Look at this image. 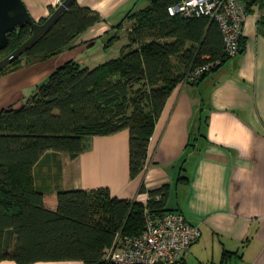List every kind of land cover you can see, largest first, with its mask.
Listing matches in <instances>:
<instances>
[{
    "label": "trees",
    "instance_id": "obj_1",
    "mask_svg": "<svg viewBox=\"0 0 264 264\" xmlns=\"http://www.w3.org/2000/svg\"><path fill=\"white\" fill-rule=\"evenodd\" d=\"M176 1L148 0L144 8L128 13L125 19L132 24L118 57L92 69L66 61L20 107L0 111V262L112 264L104 259L106 251L117 236L141 233L145 207L156 216L173 211L166 208L168 184L153 190L141 184L138 192L147 194L145 203L112 197L106 188L59 190L56 209L49 210L35 186L33 167L48 152L74 159L86 150L87 138L127 129L129 175L142 172L155 122L174 86L205 56H223L217 23L206 16L169 15L167 7ZM245 1L248 13L253 7L260 13L256 28L264 36V0ZM54 9L49 7V14ZM100 20L96 11L74 0L0 76L72 48ZM31 33L27 24L10 32L0 59ZM118 39L110 37L104 49ZM242 44L241 38L240 53ZM183 179L179 175L177 182ZM227 256L224 252L223 260Z\"/></svg>",
    "mask_w": 264,
    "mask_h": 264
},
{
    "label": "crops",
    "instance_id": "obj_2",
    "mask_svg": "<svg viewBox=\"0 0 264 264\" xmlns=\"http://www.w3.org/2000/svg\"><path fill=\"white\" fill-rule=\"evenodd\" d=\"M22 1L35 21L47 18L49 7L58 4V0ZM77 3L96 11L100 22L82 33L72 48L0 76V111L20 107L66 61L73 59L92 69L110 60L94 50L100 40L103 52L116 47L112 58L118 57L132 24L125 16L144 8L148 0ZM259 16L253 7L244 24L239 55L228 58L196 85L174 86L155 122L145 165L136 178L129 175L127 129L87 138L86 150L74 159L46 153L33 167L35 186L43 193L46 208L56 209L59 190L106 188L112 197L145 203L147 194L138 192L141 184L147 190L168 184L166 208L183 214L201 232L183 264H264V36L257 33ZM115 35L119 39L104 49ZM179 175L184 177L181 182H177ZM224 252H228L225 260Z\"/></svg>",
    "mask_w": 264,
    "mask_h": 264
},
{
    "label": "built area",
    "instance_id": "obj_3",
    "mask_svg": "<svg viewBox=\"0 0 264 264\" xmlns=\"http://www.w3.org/2000/svg\"><path fill=\"white\" fill-rule=\"evenodd\" d=\"M167 12L182 18L206 16L217 23L223 39V56L215 59L205 56L206 61L190 69L180 84H190L220 66L226 58L240 54L249 14L245 0H177L167 7ZM200 237L199 228L188 223L180 212L156 216L145 207L141 233L132 237L117 236L104 259L112 264H183L189 247Z\"/></svg>",
    "mask_w": 264,
    "mask_h": 264
},
{
    "label": "water",
    "instance_id": "obj_4",
    "mask_svg": "<svg viewBox=\"0 0 264 264\" xmlns=\"http://www.w3.org/2000/svg\"><path fill=\"white\" fill-rule=\"evenodd\" d=\"M73 1L64 0L59 3L45 21L40 23L33 20L22 0H0V51L8 46V34L17 27L27 24L32 30L23 43L0 59V71L22 56Z\"/></svg>",
    "mask_w": 264,
    "mask_h": 264
},
{
    "label": "rangeland",
    "instance_id": "obj_5",
    "mask_svg": "<svg viewBox=\"0 0 264 264\" xmlns=\"http://www.w3.org/2000/svg\"><path fill=\"white\" fill-rule=\"evenodd\" d=\"M109 37V36H108ZM108 37H106L105 39H104V41L108 38ZM101 41V40H100ZM100 41H98V43H97V45L94 47V50L97 52V53H99V54H101V56H102V53H103V56H104V59H111L112 57H114V53H115V48L116 47H114V48H112V49H110V50H108L107 52H103L102 51V49H101V47H102V41L100 42ZM103 59V58H102ZM103 59V61H105Z\"/></svg>",
    "mask_w": 264,
    "mask_h": 264
}]
</instances>
